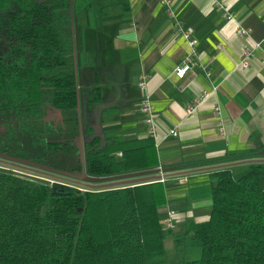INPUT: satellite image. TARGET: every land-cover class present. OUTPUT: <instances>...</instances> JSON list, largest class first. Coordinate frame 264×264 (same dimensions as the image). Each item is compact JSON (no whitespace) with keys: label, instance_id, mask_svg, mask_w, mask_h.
<instances>
[{"label":"trees","instance_id":"obj_1","mask_svg":"<svg viewBox=\"0 0 264 264\" xmlns=\"http://www.w3.org/2000/svg\"><path fill=\"white\" fill-rule=\"evenodd\" d=\"M70 1L0 0V264H150L171 234L181 264H264V147L211 171L208 217L180 232L158 178L95 184L156 156L149 136L79 146Z\"/></svg>","mask_w":264,"mask_h":264},{"label":"crops","instance_id":"obj_2","mask_svg":"<svg viewBox=\"0 0 264 264\" xmlns=\"http://www.w3.org/2000/svg\"><path fill=\"white\" fill-rule=\"evenodd\" d=\"M170 2L197 39V56L181 78L172 69L186 45L158 0H71L70 27L79 146L93 136L145 137L139 111L143 92L156 124L151 137L156 166L94 179L95 184L157 179L160 171L165 202L157 214L162 221L173 210L172 231L180 232L185 223L208 217L211 171L241 164L235 156L264 147V0ZM224 10L231 19L222 16ZM238 27L248 33L237 34ZM244 49L251 56L242 67ZM143 74L141 91L137 80ZM202 91L207 93L200 98ZM195 99L196 109L187 113ZM214 105L221 110V135Z\"/></svg>","mask_w":264,"mask_h":264},{"label":"built area","instance_id":"obj_3","mask_svg":"<svg viewBox=\"0 0 264 264\" xmlns=\"http://www.w3.org/2000/svg\"><path fill=\"white\" fill-rule=\"evenodd\" d=\"M158 4L164 8L166 16L171 24L173 32L178 34L184 41L186 45V51L184 52L180 62L175 65L172 69V74L178 78H181L185 75V73L191 68L193 65L194 59L197 56V39L193 35V29L189 26H185L180 18L178 17L176 11L174 10L170 0H158ZM222 16L224 18L231 19L232 15L229 11L224 10L222 12ZM236 33L239 35H245L248 33V29L238 27L236 28ZM251 56V52L247 49H244L238 64L242 67L246 66L248 63V58ZM147 75H140L137 80V86L141 91H144L145 82ZM206 91H202L200 93V98L206 95ZM199 103V99H195L193 102L189 103L185 107V111L187 113L193 112ZM139 111L142 116V121L145 126V134L146 136L153 137L155 135L156 124L154 120V115L152 112L151 102L148 98L147 93H142V97L139 104ZM212 113L215 118V126L217 133L221 135L223 133L222 123H221V110L218 105H214L212 107ZM168 133L171 136H175L176 133L173 129H170ZM165 180L164 176L159 171L158 181L163 182ZM174 212L173 210H168L166 212L165 217L162 219L163 228L166 230H170L174 227Z\"/></svg>","mask_w":264,"mask_h":264},{"label":"rangeland","instance_id":"obj_4","mask_svg":"<svg viewBox=\"0 0 264 264\" xmlns=\"http://www.w3.org/2000/svg\"><path fill=\"white\" fill-rule=\"evenodd\" d=\"M259 185L264 188V177L260 178ZM162 222V221H161ZM173 229H171V232ZM171 240L164 242V256L162 259L152 262L150 264H181L179 263L180 254H178L174 248L172 241V234L170 235ZM199 256V250L193 249L190 254L183 259L184 264H196L192 260L197 259ZM189 261V262H187Z\"/></svg>","mask_w":264,"mask_h":264},{"label":"water","instance_id":"obj_5","mask_svg":"<svg viewBox=\"0 0 264 264\" xmlns=\"http://www.w3.org/2000/svg\"><path fill=\"white\" fill-rule=\"evenodd\" d=\"M0 170H5V168L0 167ZM11 172H14V173H17V174H20V175H24V176H27V177H30V178L38 179V180H41V181H44V182H49V180H48V179H45V178L35 177V176H32V175L24 174V173L17 172V171H13V170H11ZM50 183H51V185H50V189H51V190L53 189V187H54L55 185H60L59 182H55V181H52V182H50Z\"/></svg>","mask_w":264,"mask_h":264},{"label":"bare ground","instance_id":"obj_6","mask_svg":"<svg viewBox=\"0 0 264 264\" xmlns=\"http://www.w3.org/2000/svg\"><path fill=\"white\" fill-rule=\"evenodd\" d=\"M159 182H160V181H159ZM163 182H164V181H163ZM163 182H161V183H163ZM173 228H174V227H173ZM173 228H172V229H173ZM170 230H171V229H170Z\"/></svg>","mask_w":264,"mask_h":264}]
</instances>
